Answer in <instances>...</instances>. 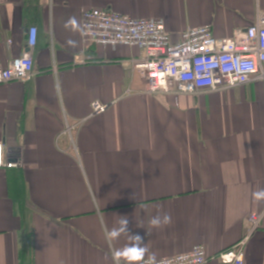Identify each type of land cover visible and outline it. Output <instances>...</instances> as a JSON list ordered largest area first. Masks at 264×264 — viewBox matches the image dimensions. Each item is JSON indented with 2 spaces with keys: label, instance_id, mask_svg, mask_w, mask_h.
I'll return each instance as SVG.
<instances>
[{
  "label": "crops",
  "instance_id": "crops-1",
  "mask_svg": "<svg viewBox=\"0 0 264 264\" xmlns=\"http://www.w3.org/2000/svg\"><path fill=\"white\" fill-rule=\"evenodd\" d=\"M92 8L162 20L178 43L203 25L233 37L264 0H0V66L38 30L34 75L0 85V144L17 163L0 168V264H113L101 214L109 227L128 217L144 259L234 246L264 209V81L147 93L121 62L138 49L84 42L82 12ZM95 101L105 112L93 113ZM158 210L171 224L150 226ZM244 264H264V215Z\"/></svg>",
  "mask_w": 264,
  "mask_h": 264
},
{
  "label": "built area",
  "instance_id": "built-area-1",
  "mask_svg": "<svg viewBox=\"0 0 264 264\" xmlns=\"http://www.w3.org/2000/svg\"><path fill=\"white\" fill-rule=\"evenodd\" d=\"M81 33L84 42L92 45L138 49V56L121 62L145 79L146 92L150 94H195L202 89L224 91L254 80L264 81V10L258 11L251 26L237 31L231 38H217L211 26L203 25L187 29L181 34V40L173 43L162 20L134 18L97 8L82 12ZM37 36V27H31L25 53L15 57L7 67L0 66V85L27 81L34 75L33 49ZM106 109L100 101L92 103L94 114ZM16 166L15 161H5L0 144V168ZM263 215L264 209L251 213L246 236L216 255H210L204 245H196L188 252L155 259L154 264H207L212 260L244 264L246 245L260 228ZM148 260L144 259L141 264Z\"/></svg>",
  "mask_w": 264,
  "mask_h": 264
},
{
  "label": "clouds",
  "instance_id": "clouds-1",
  "mask_svg": "<svg viewBox=\"0 0 264 264\" xmlns=\"http://www.w3.org/2000/svg\"><path fill=\"white\" fill-rule=\"evenodd\" d=\"M99 208L98 203L95 205ZM111 227L101 214L99 217L100 227L105 239V242L111 252L113 264H140L144 261L148 251L143 238L139 234H134L129 230V219L127 216H118ZM172 217L169 213H161L159 210L156 215L152 216L148 221L151 227L160 228L171 224ZM137 227H141L137 225ZM125 239V245L121 248L115 246L116 242L121 238ZM155 256H151L146 264H154Z\"/></svg>",
  "mask_w": 264,
  "mask_h": 264
},
{
  "label": "water",
  "instance_id": "water-1",
  "mask_svg": "<svg viewBox=\"0 0 264 264\" xmlns=\"http://www.w3.org/2000/svg\"><path fill=\"white\" fill-rule=\"evenodd\" d=\"M15 150H16V149H15ZM15 150H14V151H15ZM15 152H17V151H15Z\"/></svg>",
  "mask_w": 264,
  "mask_h": 264
}]
</instances>
